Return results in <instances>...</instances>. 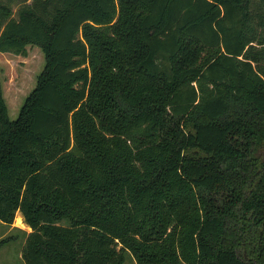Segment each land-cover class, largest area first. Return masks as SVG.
I'll return each instance as SVG.
<instances>
[{"label": "trees", "instance_id": "16d2710c", "mask_svg": "<svg viewBox=\"0 0 264 264\" xmlns=\"http://www.w3.org/2000/svg\"><path fill=\"white\" fill-rule=\"evenodd\" d=\"M31 45L17 119L0 90L24 264H264V0H0V53Z\"/></svg>", "mask_w": 264, "mask_h": 264}, {"label": "rangeland", "instance_id": "374dc122", "mask_svg": "<svg viewBox=\"0 0 264 264\" xmlns=\"http://www.w3.org/2000/svg\"><path fill=\"white\" fill-rule=\"evenodd\" d=\"M19 6L14 7L16 14ZM27 57L0 53V90L9 110V118H18L20 110L30 93L35 89L37 78L45 66L42 51L36 46H28ZM20 219L21 222L18 220ZM18 213L12 226L0 225V241L12 237L11 243L0 247V264H24L21 257L24 235L20 230L26 229ZM126 264H135L130 257Z\"/></svg>", "mask_w": 264, "mask_h": 264}, {"label": "crops", "instance_id": "0c3cea01", "mask_svg": "<svg viewBox=\"0 0 264 264\" xmlns=\"http://www.w3.org/2000/svg\"><path fill=\"white\" fill-rule=\"evenodd\" d=\"M20 214V213H19ZM20 217L22 218V215L20 214ZM22 220H23V218H22ZM24 223V222H23ZM25 225V224H24ZM26 229H29V227H27ZM24 231V230H23ZM25 232H27V233H30L29 231H25Z\"/></svg>", "mask_w": 264, "mask_h": 264}, {"label": "bare ground", "instance_id": "6f19581e", "mask_svg": "<svg viewBox=\"0 0 264 264\" xmlns=\"http://www.w3.org/2000/svg\"><path fill=\"white\" fill-rule=\"evenodd\" d=\"M18 221L21 222L20 219Z\"/></svg>", "mask_w": 264, "mask_h": 264}]
</instances>
